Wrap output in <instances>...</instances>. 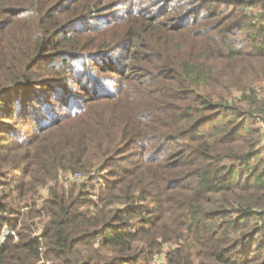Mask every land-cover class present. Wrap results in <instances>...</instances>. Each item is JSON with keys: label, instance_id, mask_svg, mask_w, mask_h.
<instances>
[{"label": "trees", "instance_id": "obj_1", "mask_svg": "<svg viewBox=\"0 0 264 264\" xmlns=\"http://www.w3.org/2000/svg\"><path fill=\"white\" fill-rule=\"evenodd\" d=\"M81 1L80 9L79 0H0L8 26L0 33V119L12 118L7 105L17 103L38 127L22 153L0 133V176L10 175L0 189V236L19 226L0 240V264H36L41 254L50 264H150L163 244L161 264H264V100L253 93L247 108L234 104L222 81L227 67L213 81L207 59L182 58L170 45L175 33L214 30L218 44L202 31L194 37L212 44L213 62L260 60L250 70L264 77V0H134L124 35L105 48L70 39L92 20L108 22L98 24V3ZM163 13L177 22L160 21ZM238 32L249 46L243 53L227 42ZM115 51L120 68L93 79L90 63ZM235 85L253 89L251 80ZM87 167L107 168L95 201L84 189L92 178L79 189L55 181L40 208L21 214L38 185ZM35 217L45 218L39 227L26 223Z\"/></svg>", "mask_w": 264, "mask_h": 264}, {"label": "rangeland", "instance_id": "obj_2", "mask_svg": "<svg viewBox=\"0 0 264 264\" xmlns=\"http://www.w3.org/2000/svg\"><path fill=\"white\" fill-rule=\"evenodd\" d=\"M60 1L59 0L57 1L56 0H46L45 5L49 7H55V5L59 3ZM79 1H80V4L78 5V7L81 9V6L83 5L84 2L81 0ZM92 1L98 3L97 10L94 11V15H96L95 17H102L101 21L98 22V24L104 23L105 21L108 20L107 24H103V26L100 27V25L94 24V23H97L95 20H92L91 24L84 26L85 29L84 27H81L82 24H77L74 26L73 29H77L81 27V29L83 30H81L78 33L75 32L74 35L70 37V39L78 37V36L81 37L82 39H78V42L82 47L92 42L98 43L99 41L102 42V44L104 45V48L109 45H110L109 47H111L115 43H117L115 41H112V39H115V40L117 39V41H120L121 37L124 35V29L127 26V20L131 18L134 14L128 11H135L138 8L137 6L134 5L133 3L134 0H92ZM70 3H72V1ZM161 3L162 2H160L159 5H161ZM75 4H77V2ZM159 5L157 6V8L159 7ZM161 11L162 10H160V12ZM0 17H2L3 19L2 22H4V24L2 25V28L3 29L5 28L0 33H4L8 29V26L5 27L6 26V22L4 18L5 15H3L1 11H0ZM158 19L160 21H164L167 24H172V23L177 22V19H175L170 13H166V14L163 13V16H158ZM196 31H202L203 37L205 36L212 37L214 41H216L217 44L220 42V36H218L214 30L203 31L198 27H194L190 31L184 30V31L173 34L172 39L170 38L171 40H173L172 44L170 45H172L173 47L174 43H176V45L178 46V49L177 50L175 48L174 49L181 55L182 58L185 55H189L190 57H195V56L200 57L201 56L202 58L207 59L208 60L207 66L210 68V72L208 76L213 81L217 80L220 77V75H218L217 72L223 71L225 70V67H227L226 68V71L228 72L227 78H224L222 76V81H224L227 85H231L232 92H230V94L227 96H229L233 100L234 104L239 105L243 109L247 108L248 104L250 103L249 101H251V97L253 93L257 94L258 99L260 101H263L264 100V77H256L253 74L255 70H250V63H252V66L254 68H258L260 67V64H261L260 60L258 62L254 60L253 58H250V60L247 61L244 58L237 57L227 63H221L218 61L213 62L210 56L214 49L212 44H210L209 42L203 41V40H200L199 42L195 40L194 37H195ZM243 38H244L243 32H240V33L238 32V34L236 35L232 34L230 36V39H227V42L229 43V45H232L235 51L240 50L239 48H242L241 53H243V52L248 51L247 47H249V46H246V43L244 42ZM2 41H3V38L0 40V43H2ZM0 51H2V48H0ZM203 51L205 52L201 54ZM117 52L118 51L114 52L113 57L112 56L107 57L106 59L96 60L95 62L90 63L91 65L93 64L92 65L93 67L92 72L94 74L93 79L100 78L101 80L107 81L109 80L107 78H110L111 76L114 75L113 69L120 68L119 59L115 56L117 55ZM222 52L225 55L224 51ZM5 58L6 60L3 62V66L4 68H7L9 66V62H8V58L6 57V55H5ZM0 62H1V59H0ZM51 62H52V59H46L45 61H43V63H45L46 65L50 64ZM108 66H111V69H108L106 71ZM47 71H50V70H47ZM42 74L47 79L51 76L50 73H47V74L42 73ZM121 77L122 76H119V78L117 79L121 80L122 79ZM228 79H232V80H228ZM238 79H241L242 82L251 80V82L253 83V89L248 90L245 93H243L242 91H239L238 87L235 85V81H238ZM125 83L121 80V85L119 87L120 92H123L126 90L127 84ZM117 86L118 85L116 84V87ZM40 87L41 86L37 84V85H33L32 88L27 89L29 93V97L31 96H33L34 98L37 97L35 94H37V91H39ZM116 87H114L111 90H114ZM221 87H224V86H221ZM71 90L74 93L82 92V90H80L79 85L76 83L70 84V91ZM99 91L100 92L105 91V87H101V90ZM48 96L49 95L47 94L43 97H48ZM10 98L13 99L14 97L10 96ZM52 98H53V95L49 96V98H46V99L51 100ZM32 104L34 106H39V104L34 101L32 102ZM7 106H8V109H12V113H14V115L12 116V118H9V119L8 118L0 119V123H2L5 126L0 132L2 137H13L14 140L11 145L20 144L19 145L20 153L25 152L26 149L30 150L31 148L29 147L32 145V141H30L31 136L33 135V133H36L37 128H38L36 127V122H35V118H37V116L29 115L27 114V112L25 113L24 111L20 109L17 103H14L13 106L11 105H7ZM56 111L58 110L57 109L54 110V112ZM262 112L263 110L261 109L260 120L258 121V124L260 125L262 131L264 132V120H263L264 115L263 117H261L262 114H264V112L263 113ZM38 118H40L39 120H41V122L46 121L48 119L46 114H43V112L39 114ZM87 168L88 169L86 170L77 169L79 171H75V172L60 171L59 173L56 174L57 176L55 180H50V181H47L45 183L38 185L35 189L33 198L30 200L28 206L20 209L21 214L23 215L26 212L29 213L31 208H33L34 210V205L36 206V208H40L42 206V202L48 198L49 191L51 188L50 186L54 185L55 181H58V183H60L62 187H64L65 189H67L70 185L76 186L77 189H79V187L83 188V186L82 184H78V183H81V181H84L85 179H87V177L88 179L92 178V180L89 181L88 184H86L84 189L85 191L87 190L90 193H92V196H90V199L92 197V199H94L95 201L96 193L99 191L97 188L98 183L103 181V177H105L107 168L103 169L102 171H99L96 167H87ZM4 171L6 170H1L2 173ZM76 173H80L79 174L80 179H76L77 177V175H75ZM4 181H7V182L10 181L9 174L0 176V189L4 187L1 184ZM90 185H92L93 189H91ZM19 208L20 207H17L16 209H19ZM44 220L45 218L35 217L31 220H26V223L30 224L34 222L35 225L38 226V225H41V222H43ZM20 221L21 222L23 221L21 216H20ZM9 228H7V226H4L2 230L5 231L7 229L10 234L11 232L18 231L19 226H17L16 228L12 230H10ZM36 231L37 230H35V233H37ZM16 238L17 237L15 235V239ZM168 250H169L168 244H163L160 250L156 253L155 257L153 256L152 260H150V264H161L162 262H165L166 261L165 255ZM139 263H140L139 261H135L132 264H139ZM36 264H50V261L46 258L45 254H41L40 259Z\"/></svg>", "mask_w": 264, "mask_h": 264}, {"label": "built area", "instance_id": "obj_3", "mask_svg": "<svg viewBox=\"0 0 264 264\" xmlns=\"http://www.w3.org/2000/svg\"><path fill=\"white\" fill-rule=\"evenodd\" d=\"M80 173H76L75 175H77L76 179H80ZM14 232H11V234H13ZM9 232L6 229L5 231L2 232L1 236H0V240L3 241L5 239V236L8 235Z\"/></svg>", "mask_w": 264, "mask_h": 264}]
</instances>
